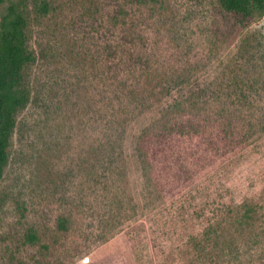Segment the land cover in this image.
I'll return each instance as SVG.
<instances>
[{
    "label": "rangeland",
    "instance_id": "374dc122",
    "mask_svg": "<svg viewBox=\"0 0 264 264\" xmlns=\"http://www.w3.org/2000/svg\"><path fill=\"white\" fill-rule=\"evenodd\" d=\"M49 1L25 9L36 60L0 180V264H264V18Z\"/></svg>",
    "mask_w": 264,
    "mask_h": 264
},
{
    "label": "trees",
    "instance_id": "16d2710c",
    "mask_svg": "<svg viewBox=\"0 0 264 264\" xmlns=\"http://www.w3.org/2000/svg\"><path fill=\"white\" fill-rule=\"evenodd\" d=\"M6 1L0 0V6ZM27 1L11 2L7 13L0 18V180L8 165L10 143L16 126V114L26 106L30 99L29 90L24 83V72L36 60L28 45V13L25 11ZM214 1L223 11L236 16L245 23L244 26H249L264 18V0ZM34 9L39 16H47L52 10V3L49 0H34ZM171 84L176 86V84ZM171 88L168 85L165 86L167 93ZM238 99L240 100V97ZM244 99L247 101L246 96ZM222 114L224 120L227 113ZM223 125V133L229 137L231 126L226 123V120ZM185 128L186 126L181 125L182 130ZM252 207L249 206L244 210L242 216L244 222L249 223L256 214V210ZM68 223V219L60 218L58 227L67 230ZM39 241L36 232L29 230L25 236V242L37 245Z\"/></svg>",
    "mask_w": 264,
    "mask_h": 264
}]
</instances>
